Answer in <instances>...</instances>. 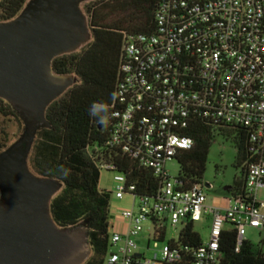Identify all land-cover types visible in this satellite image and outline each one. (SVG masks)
Here are the masks:
<instances>
[{"label":"built area","instance_id":"2783aa9c","mask_svg":"<svg viewBox=\"0 0 264 264\" xmlns=\"http://www.w3.org/2000/svg\"><path fill=\"white\" fill-rule=\"evenodd\" d=\"M156 31L124 34L115 89L109 153L126 156L160 179L156 196H138L135 184L118 174L115 197H133L131 210L117 217L123 232L109 235L103 264H179L176 244L186 222L208 223L209 235L194 253L193 264H218L222 231L236 232L238 252L246 229L264 230V0H160ZM195 120L243 128L253 162L246 161L244 190L231 194L226 207L207 205L206 188L178 187L168 162L189 151L184 135ZM116 156V155H115ZM101 169L114 170L113 164ZM155 230L167 225L177 237L145 258L136 238L143 223ZM111 228V226H110Z\"/></svg>","mask_w":264,"mask_h":264},{"label":"trees","instance_id":"16d2710c","mask_svg":"<svg viewBox=\"0 0 264 264\" xmlns=\"http://www.w3.org/2000/svg\"><path fill=\"white\" fill-rule=\"evenodd\" d=\"M29 0H0V23L16 19ZM160 0H95L84 12L89 16L90 41L75 52L57 56L52 70L57 75H73L77 81L44 111V122L35 134L27 157L29 171L40 178L56 180L59 192L49 204L51 219L59 229L83 226L90 255L83 264H103L109 249L110 194L98 187L102 164H113L117 174L135 184L136 195L154 197L160 179L126 156L109 153L107 141L114 126L111 118L124 34L153 33ZM124 13L127 26L108 24V13ZM0 114L13 116L12 106L0 99ZM243 128L195 120L184 135L194 141L189 151L175 157L178 187L188 190L202 184L209 150L217 135L229 138L236 150L235 166L240 178L227 191L242 193L247 175L244 162H253L244 140ZM22 131V132H23ZM10 145L0 138V154ZM193 222H186L174 246L178 245L179 264H193L194 253L202 244ZM155 243L165 241L164 230H155ZM169 243V242H168ZM264 239L260 244L243 241L236 252V232L227 226L221 233L218 264H264Z\"/></svg>","mask_w":264,"mask_h":264},{"label":"water","instance_id":"95a60500","mask_svg":"<svg viewBox=\"0 0 264 264\" xmlns=\"http://www.w3.org/2000/svg\"><path fill=\"white\" fill-rule=\"evenodd\" d=\"M83 1L29 0L16 19L0 23V99L25 127L0 154V264H83L90 255L83 226L62 230L51 219L49 204L61 184L27 167L36 131L47 126L46 107L77 81L55 74L52 61L90 41Z\"/></svg>","mask_w":264,"mask_h":264},{"label":"rangeland","instance_id":"374dc122","mask_svg":"<svg viewBox=\"0 0 264 264\" xmlns=\"http://www.w3.org/2000/svg\"><path fill=\"white\" fill-rule=\"evenodd\" d=\"M95 0L83 1L79 8L85 15L87 24H89V16L84 12V8L87 4L94 2ZM127 17L124 13H108L107 23H122V27L127 26ZM85 45V44H84ZM83 45V46H84ZM23 125L21 122L13 116H3L0 114V138L8 146L18 141L23 135ZM236 150L232 141L229 138L217 135L213 142L209 155L207 158V164L205 173L202 178L203 184H209L211 187L206 189L207 202L213 203L215 200H222L224 206L226 205V199L229 193L224 190L225 187L232 186L233 182L240 178V168L235 166ZM166 171L171 179H175L179 172V165L177 161H170L166 166ZM118 174L106 169L100 170V179L98 187L101 191H105L110 194L109 213L111 215L110 223H114L117 219V215L123 210H131L134 202L133 197L125 195L122 199L115 197L116 188L119 183L115 180ZM2 194L0 190V201ZM257 199L264 202V189L261 188L257 192ZM195 231L200 235L202 240H206L209 235L207 222H198L194 225ZM179 228L173 229L170 224L166 228V238L164 242L155 243L152 239V224L150 221L143 223L142 233L135 239L138 250L145 258H152L156 253H160L169 240L177 237ZM113 230L110 228V234ZM245 239L254 244H260L264 239V230H254L247 228ZM264 252V247H263Z\"/></svg>","mask_w":264,"mask_h":264},{"label":"crops","instance_id":"0c3cea01","mask_svg":"<svg viewBox=\"0 0 264 264\" xmlns=\"http://www.w3.org/2000/svg\"><path fill=\"white\" fill-rule=\"evenodd\" d=\"M228 197H229V196H228ZM228 197H227V198H228ZM226 200H227V199H226ZM226 204H227V201H226ZM207 205H209V206L221 207V208L226 207V205L224 206L222 200H215V201H214L213 203H211V204H209V203L207 202ZM124 226H125V222H124L122 219H120V218L117 217V219H115V222L111 224V229H112L113 231H115V232H123L124 229H125ZM207 227H208V223H207ZM250 229H251V228H250ZM254 230H255V229H254Z\"/></svg>","mask_w":264,"mask_h":264}]
</instances>
